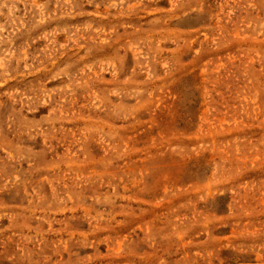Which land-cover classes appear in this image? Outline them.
Segmentation results:
<instances>
[{"label": "rangeland", "instance_id": "obj_1", "mask_svg": "<svg viewBox=\"0 0 264 264\" xmlns=\"http://www.w3.org/2000/svg\"><path fill=\"white\" fill-rule=\"evenodd\" d=\"M0 264H264V0H0Z\"/></svg>", "mask_w": 264, "mask_h": 264}]
</instances>
